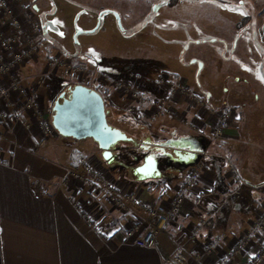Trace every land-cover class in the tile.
Returning <instances> with one entry per match:
<instances>
[{"label":"crops","instance_id":"crops-1","mask_svg":"<svg viewBox=\"0 0 264 264\" xmlns=\"http://www.w3.org/2000/svg\"><path fill=\"white\" fill-rule=\"evenodd\" d=\"M247 3L255 13L252 31L232 43L230 54L241 52L226 58L221 42L213 41L205 56L193 63L199 70L212 63L219 68L231 65L233 75L223 85L229 94L216 92L215 101L206 91L214 86L194 89L180 78L192 94L203 93L197 96L206 105L232 111L233 119L221 138L212 136L206 109L191 98L174 96L172 88L158 82L140 87V93L165 107L153 119L111 87L101 92L94 82L71 86L56 73L45 72L38 61L28 60L15 71L21 85L37 86L36 101L48 115L60 96L75 86L98 93L107 129L126 140L111 147L108 161L90 139L55 132L41 145L38 121L20 107L18 93L10 94L9 104L0 102V111L7 116L0 126V264H168L179 254L183 264L218 263L264 208V0ZM6 34L12 36L14 30L7 29ZM44 44L48 45L45 36L36 51L47 55L49 45L42 50ZM122 116L138 121L141 129L128 134ZM78 149L110 189L136 197L141 219L156 206L167 207L196 166L201 167V182L186 194L179 214L158 235L156 245L141 248L125 236L135 218L67 177V170L81 157ZM148 165L151 168L145 170ZM230 172L239 183L232 182ZM83 211L96 216L99 225L89 228L80 217ZM202 222L204 227L195 232ZM211 243L212 253L207 255L204 249ZM246 258V254L234 256L230 264H244ZM257 264H264V257Z\"/></svg>","mask_w":264,"mask_h":264},{"label":"rangeland","instance_id":"rangeland-1","mask_svg":"<svg viewBox=\"0 0 264 264\" xmlns=\"http://www.w3.org/2000/svg\"><path fill=\"white\" fill-rule=\"evenodd\" d=\"M25 1L35 4L37 0ZM247 2L185 0L168 8L163 2L151 0H38L36 17L46 31L44 36L50 52L46 55L35 51L34 60L43 63L45 72L56 73V77L71 86L90 84L93 82L90 77L106 76L127 82L140 91L145 83L173 76L194 89L214 86L215 90L207 88L206 91L217 101L216 92L229 94L223 85L234 69L231 65L219 68L212 63L199 70V64L193 63L205 56L208 44L213 41L221 42L226 58L241 52L230 54L232 43L238 38L245 39L252 31L255 13L253 5ZM48 45L44 44L41 49ZM58 56L74 66L83 64L90 76L79 79L73 73L50 70L46 62ZM94 86L101 92L109 89L96 82ZM121 119L128 129L139 127L127 116ZM77 152L87 157L84 151Z\"/></svg>","mask_w":264,"mask_h":264},{"label":"built area","instance_id":"built-area-1","mask_svg":"<svg viewBox=\"0 0 264 264\" xmlns=\"http://www.w3.org/2000/svg\"><path fill=\"white\" fill-rule=\"evenodd\" d=\"M23 8V0H0V102L3 105L9 104L10 94L17 92L21 100V108L32 113L39 124L43 139L42 144L55 135V130L50 122L49 115L41 109L36 101L37 86H23L20 80L15 77V71L25 65L28 60H34L37 46L42 42L44 29L32 11L33 3ZM22 8L17 11L16 7ZM14 30V34L9 36L6 30ZM34 58V59H33ZM46 66L52 70H62L67 73L77 75V78L87 79L90 73L83 64L72 65L62 56L54 57L46 62ZM93 82L111 87L128 101L134 102L141 110L150 112L153 119H158L165 111L158 102L149 100L136 88L127 82H120L106 76L90 77ZM8 80V81H7ZM160 85L172 88V92L191 98L196 105L206 109L209 118L212 120L211 133L217 139L221 138L229 128L233 119L231 111L215 110L206 105L203 100L192 94L187 86L173 76H162L158 81ZM166 114L173 113L166 110ZM7 116L0 111V126L5 124ZM198 131V130H197ZM201 167L196 166L189 171L186 180L177 190L169 205L156 206L147 211L143 219L139 217L141 207H139L136 197L116 193L108 187L104 177L96 170L94 163L87 157H80L77 166L67 170V177L74 182H79L87 187L91 196H104L108 204L124 215L135 218L130 222L129 229L125 236L132 239L141 248H152L156 245L158 235L168 226L179 214L185 202V196L194 186L201 182ZM232 182L239 183V177L234 173H229ZM74 205V208H77ZM83 222L91 229L99 225L96 216L89 212L80 213ZM139 217V218H138ZM205 225L202 222L195 228V232L201 230ZM260 238V239H259ZM259 239V240H257ZM213 244H208L204 253L211 255ZM246 254L244 264H257L264 257V208L257 213L256 218L247 231L234 239L229 251L218 261L217 264H230L234 256ZM184 258L179 254L171 259L168 264H183Z\"/></svg>","mask_w":264,"mask_h":264},{"label":"water","instance_id":"water-1","mask_svg":"<svg viewBox=\"0 0 264 264\" xmlns=\"http://www.w3.org/2000/svg\"><path fill=\"white\" fill-rule=\"evenodd\" d=\"M117 24L121 30L118 18ZM68 92L67 98L62 94V103L56 102L52 109L50 120L54 130L61 136L69 134L79 140H92L102 152L103 159L108 161L111 147L126 139L120 132L107 129L104 102L98 93L83 86H75ZM70 125L73 131L69 133ZM150 168L148 165L145 170Z\"/></svg>","mask_w":264,"mask_h":264},{"label":"trees","instance_id":"trees-1","mask_svg":"<svg viewBox=\"0 0 264 264\" xmlns=\"http://www.w3.org/2000/svg\"><path fill=\"white\" fill-rule=\"evenodd\" d=\"M153 2H163L168 8H174L176 5H178L179 3L185 1V0H151ZM218 1V0H215ZM255 1H262V0H255ZM50 52V50H49ZM106 97V96H105ZM135 122L137 123V125H139V127L136 130H140L141 125L138 121L135 120ZM128 134H134V130H129ZM134 136V135H133ZM134 138V137H133Z\"/></svg>","mask_w":264,"mask_h":264},{"label":"flooded vegetation","instance_id":"flooded-vegetation-1","mask_svg":"<svg viewBox=\"0 0 264 264\" xmlns=\"http://www.w3.org/2000/svg\"><path fill=\"white\" fill-rule=\"evenodd\" d=\"M38 1V0H37ZM37 1H36V3H37ZM34 4L33 3V7H32V10H33V12L35 11L36 12V14L38 13V8H37V4ZM45 33H46V31L44 30V35H45ZM87 89H89V88H87ZM90 90V89H89ZM68 93L69 92H67L65 95H64V98H67V96H68ZM62 101L63 100H60L59 101V104H61L62 103ZM52 109H53V106L51 107V110H50V113H49V115H53V113H52ZM73 131V127H72V125H70V127L68 128V132L70 133V132H72Z\"/></svg>","mask_w":264,"mask_h":264},{"label":"bare ground","instance_id":"bare-ground-1","mask_svg":"<svg viewBox=\"0 0 264 264\" xmlns=\"http://www.w3.org/2000/svg\"><path fill=\"white\" fill-rule=\"evenodd\" d=\"M33 11V10H32ZM34 14H35V12H33ZM36 15V14H35ZM49 118H50V115H49ZM50 122H51V120H50Z\"/></svg>","mask_w":264,"mask_h":264}]
</instances>
